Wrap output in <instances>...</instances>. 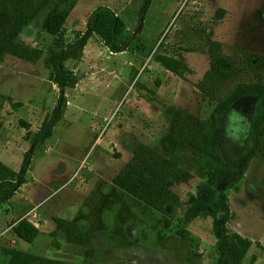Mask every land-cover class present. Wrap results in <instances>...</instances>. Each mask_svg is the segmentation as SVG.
Segmentation results:
<instances>
[{
  "label": "rangeland",
  "instance_id": "obj_1",
  "mask_svg": "<svg viewBox=\"0 0 264 264\" xmlns=\"http://www.w3.org/2000/svg\"><path fill=\"white\" fill-rule=\"evenodd\" d=\"M141 5L78 0L59 35L30 24L16 39L19 51L0 65V162L17 172L28 166L15 195L0 199V264L3 250L18 244V250L62 264H218L213 220L200 218L189 204L206 180L198 166L201 155L189 146L165 153L166 108L211 117L216 104L196 88L210 68L208 39L218 44V56L231 57L234 47L264 56V0H153L132 50L113 54L92 35L79 57L65 63L78 78L76 87L61 92L52 77L53 56L86 32L92 12L112 9L128 37L137 28ZM219 9L223 13L215 18ZM157 53L183 58L192 73L186 80L174 76L153 60ZM251 79L249 74L233 79L226 93ZM61 95L62 120L52 137L34 144ZM252 103L246 99L221 114L218 129L222 155L232 168L223 187L233 213L229 229L252 243L242 264H264V159H252L242 179L235 175ZM141 144L179 170L160 209L113 184ZM182 173L189 179L183 181ZM54 217L92 228L90 246L48 235ZM22 219L44 225L33 243H19L13 233ZM113 239L133 245L121 247Z\"/></svg>",
  "mask_w": 264,
  "mask_h": 264
},
{
  "label": "trees",
  "instance_id": "obj_2",
  "mask_svg": "<svg viewBox=\"0 0 264 264\" xmlns=\"http://www.w3.org/2000/svg\"><path fill=\"white\" fill-rule=\"evenodd\" d=\"M136 1H140L142 5L137 28L130 36L127 37V28L121 18L109 7L100 6L90 15L86 32L53 56L52 77L61 92L76 87L78 78L66 70L65 63L70 57H79L92 35L99 37L113 54L132 50L153 2ZM77 2L78 0H0V65L6 56L19 51L16 39L30 24L52 36L59 35ZM222 13L223 10H217L215 18ZM217 52L218 44L208 39L210 68L196 85L208 100L216 104L211 117L205 120L187 110L167 107L168 135L164 138L162 147L167 155L175 154L184 146L200 153L198 166L205 170L206 180L198 186L196 194L190 196L189 204L200 213V218L213 220L220 253L218 264H242L252 243L229 229L233 213L223 187L228 182L232 168L221 152L218 123L224 112L238 108L246 99L253 100L248 115L249 130L235 167L236 178L242 179L252 159H264V56L240 47L233 48L231 57L218 56ZM153 60L182 80H186V76L192 73L183 58L157 53L153 55ZM223 64L226 66L225 70L221 68ZM244 74L251 75V81L239 84L226 93L227 83ZM65 109V96L61 95L53 113L44 119L35 135L34 144L52 137L53 128L62 120ZM27 170L26 164L17 172L0 162V199L8 200L15 195L19 184L25 183ZM178 174L179 170L167 157L141 144L131 161L113 179V184L148 207L160 209L168 193V186L176 181ZM182 174L183 181L189 179V173ZM52 221L55 223V229L50 233L53 238L87 247L94 239L95 231L90 227L58 217H54ZM13 233L19 240L33 243L40 231L28 220L22 219L16 224ZM113 241L121 247L133 245L125 240ZM3 253L9 256L8 264H62L59 260L24 253L18 249L6 248Z\"/></svg>",
  "mask_w": 264,
  "mask_h": 264
},
{
  "label": "crops",
  "instance_id": "obj_3",
  "mask_svg": "<svg viewBox=\"0 0 264 264\" xmlns=\"http://www.w3.org/2000/svg\"><path fill=\"white\" fill-rule=\"evenodd\" d=\"M30 223H32L33 225H35L38 229H39V231H40V234H39V236L42 234V229H43V227H44V225H41V227H40V225L38 224V223H35V222H33V221H30V220H28ZM54 229H55V223H54V227H53V229L52 230H50V231H48L47 232V234L48 235H50V233L51 232H53L54 231ZM16 239H18L17 237H16ZM19 243H20V241L21 240H17ZM16 243V242H15ZM19 245V244H18ZM17 245V246H18ZM17 246H15L14 248H11V249H17L18 247ZM21 251V250H20ZM22 252H24V253H28V252H25V251H22ZM28 254H32V255H36V256H39V255H37V254H34V253H28ZM52 259H55V258H52ZM60 261V260H59ZM8 262H9V256L8 255H4V258H3V264H8ZM61 262V261H60Z\"/></svg>",
  "mask_w": 264,
  "mask_h": 264
}]
</instances>
